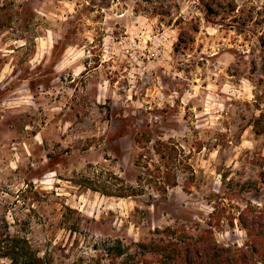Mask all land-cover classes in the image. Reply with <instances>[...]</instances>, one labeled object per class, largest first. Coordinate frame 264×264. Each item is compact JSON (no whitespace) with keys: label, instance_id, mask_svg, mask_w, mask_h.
I'll return each instance as SVG.
<instances>
[{"label":"rangeland","instance_id":"1","mask_svg":"<svg viewBox=\"0 0 264 264\" xmlns=\"http://www.w3.org/2000/svg\"><path fill=\"white\" fill-rule=\"evenodd\" d=\"M3 233L42 264H264V0H0Z\"/></svg>","mask_w":264,"mask_h":264},{"label":"trees","instance_id":"2","mask_svg":"<svg viewBox=\"0 0 264 264\" xmlns=\"http://www.w3.org/2000/svg\"><path fill=\"white\" fill-rule=\"evenodd\" d=\"M179 150L178 146L163 142H159L158 147H156L157 154L160 155L164 161L170 159L168 162L164 163L168 169V179L162 183L163 187H161L165 188V190V185L173 187L177 186L176 178L172 175L170 168L176 164L177 157L180 154ZM251 236L253 237V235L250 234V237ZM258 243L259 241L257 239L253 243L252 252L254 254H259L260 252ZM142 246L148 248L146 245ZM152 248L155 255H162L161 257L167 262L166 264L175 262L174 257L171 255L174 249L168 250L167 247L162 244L152 245ZM203 253L202 261L195 263L189 259L186 261V264H250L246 258L244 260H239L235 256H230L225 249L220 248L217 245L211 244L203 247ZM0 256L10 259L12 264H42V260L32 252L31 247L26 240L19 237H13L10 233L0 234ZM110 264H115V262ZM176 264H180V262L176 261Z\"/></svg>","mask_w":264,"mask_h":264}]
</instances>
